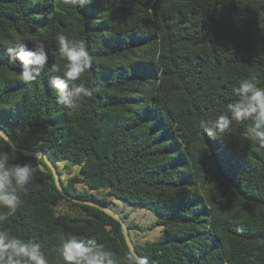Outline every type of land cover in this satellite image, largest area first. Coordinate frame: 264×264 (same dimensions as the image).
Instances as JSON below:
<instances>
[{"label":"trees","instance_id":"obj_1","mask_svg":"<svg viewBox=\"0 0 264 264\" xmlns=\"http://www.w3.org/2000/svg\"><path fill=\"white\" fill-rule=\"evenodd\" d=\"M61 32L84 40L93 57L85 85L105 82L76 110L57 104L51 87V66L65 63L54 39ZM28 34L48 53L31 85L4 43ZM251 77L264 88V0H92L75 10L63 0H0V129L46 155L71 195L157 214L163 233L154 241L139 243L131 231L141 228L127 224L149 264H264V147L243 139L244 124L234 122L223 139L201 127L230 115L232 88ZM0 152L9 164L49 170L20 193L0 229L38 243L49 264H63L60 236L69 234L93 238L123 260L129 248L118 221L68 200L43 159L8 142ZM62 163L71 174L65 180ZM64 202L82 213L61 212Z\"/></svg>","mask_w":264,"mask_h":264},{"label":"clouds","instance_id":"obj_2","mask_svg":"<svg viewBox=\"0 0 264 264\" xmlns=\"http://www.w3.org/2000/svg\"><path fill=\"white\" fill-rule=\"evenodd\" d=\"M90 3L92 0H63L64 6L74 10ZM24 39L33 40L34 47L29 49ZM24 39L4 43L9 62L19 61V77L26 85H31L47 65L48 53L45 44L35 40L31 34ZM54 39L65 63L63 69L58 65L51 66V87L55 90L57 104L76 110L84 98L99 93L105 82L97 77L94 86L87 87L82 81L93 64V57L84 40L69 38L62 32L57 33ZM156 55L159 56V50ZM232 95L236 99L227 105L230 115L220 114L213 121L202 122L203 134L211 139H223L232 132L235 122L244 124L243 139L264 147V88L258 87L255 77L242 78L238 86L232 88ZM6 142L7 137L0 134V143ZM48 171L43 164L36 167L31 162L9 164L8 154L0 152V225L16 214L22 203L20 193L28 192L37 173ZM59 256L63 264H149L146 257L138 256L132 250L122 260L95 239L72 234L60 236ZM0 264H49V259L38 243L0 229Z\"/></svg>","mask_w":264,"mask_h":264},{"label":"rangeland","instance_id":"obj_3","mask_svg":"<svg viewBox=\"0 0 264 264\" xmlns=\"http://www.w3.org/2000/svg\"><path fill=\"white\" fill-rule=\"evenodd\" d=\"M63 166L64 164L62 163L61 167L64 173L62 179L65 180V178L67 179L68 177H70L71 174H68L67 169H65ZM71 170L73 173H76L78 169L71 168ZM77 188L79 191L87 190V188L81 184L77 185ZM87 191L88 193H91L89 190ZM96 195L98 197L106 196L107 191L96 193ZM111 204L113 210L126 219L125 221L127 224H130L132 226L136 224L141 228L137 230L134 229L131 231L132 237L139 243L154 241L158 239L163 233V228L157 225V220L159 219V216L157 214L148 211L142 205H132L124 201L120 202L114 199L111 200ZM59 210L64 213L76 214V215L82 213L80 208L72 206L66 202H64L60 206Z\"/></svg>","mask_w":264,"mask_h":264},{"label":"water","instance_id":"obj_4","mask_svg":"<svg viewBox=\"0 0 264 264\" xmlns=\"http://www.w3.org/2000/svg\"><path fill=\"white\" fill-rule=\"evenodd\" d=\"M0 134H2L3 136L7 137V142L14 148L16 149L17 152L21 153L23 156L27 157V158H34V159H39V160H44L46 165L51 169L54 179H55V183L57 186L58 191L63 194L68 200L74 202V203H78V204H83V205H87L90 207H94L102 212H104L106 215H108L109 217L113 218L114 220L118 221L121 224V228H122V232L123 235L125 237V241L126 244L129 248V250H132L136 255L141 256L138 251L136 250L133 241L131 239L129 230H128V226L126 221L121 217V215H119L117 212L113 211L112 209L104 206L102 203L98 202V201H94V200H85V199H81L79 197L73 196L71 195L63 186L62 182H61V177L60 174L57 170V167L49 160V158L44 155L41 154L39 152H35V151H31L22 147H19L14 140L7 135L5 132H3L0 129ZM120 201V200H119ZM121 202V201H120Z\"/></svg>","mask_w":264,"mask_h":264}]
</instances>
